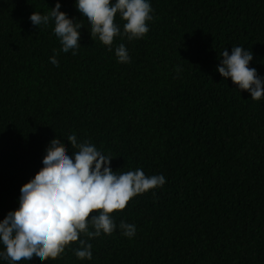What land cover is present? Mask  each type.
Returning <instances> with one entry per match:
<instances>
[{"label":"trees","instance_id":"16d2710c","mask_svg":"<svg viewBox=\"0 0 264 264\" xmlns=\"http://www.w3.org/2000/svg\"><path fill=\"white\" fill-rule=\"evenodd\" d=\"M59 2L84 24L76 55L60 51L53 20H30L57 0H0V220L56 137L70 154V135L93 144L117 174L139 168L166 183L111 214L117 228L89 239L92 259L73 243L56 260L20 264H264V99L217 67L241 46L264 77V0H149V32L118 36L111 51L91 38L76 0ZM120 43L129 63L118 62Z\"/></svg>","mask_w":264,"mask_h":264},{"label":"clouds","instance_id":"9594fccd","mask_svg":"<svg viewBox=\"0 0 264 264\" xmlns=\"http://www.w3.org/2000/svg\"><path fill=\"white\" fill-rule=\"evenodd\" d=\"M80 13L90 24L91 38L112 50L116 37L141 39L149 32L148 21L153 19L149 0H76ZM59 0L47 15L34 11L33 25H48L54 21V33L60 41V51L76 55L80 48V20L70 18L60 10ZM125 22L123 31L115 22L116 16ZM50 62L59 66L57 55ZM120 63L131 58L125 44L115 48ZM218 71L225 79L231 78L239 90L247 91L253 100L264 99V77L249 67L253 53L241 46H232L231 54L224 49ZM76 151L59 139L53 138L43 158V167L20 189L19 207L0 220V259L9 264H20L33 257L41 261L60 258L65 249L78 243L74 249L77 258L92 259L89 239L102 233L111 235L117 228L112 217L122 211L138 194L166 183L164 175L146 176L142 169L117 174L111 167V155H106L93 144L79 142L75 134L67 137ZM119 228L126 237L136 234V226L121 220ZM81 236L86 237L82 239Z\"/></svg>","mask_w":264,"mask_h":264}]
</instances>
